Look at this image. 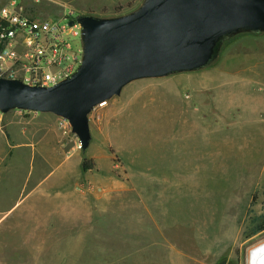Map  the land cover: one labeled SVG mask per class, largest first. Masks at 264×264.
I'll list each match as a JSON object with an SVG mask.
<instances>
[{
    "label": "rangeland",
    "instance_id": "1",
    "mask_svg": "<svg viewBox=\"0 0 264 264\" xmlns=\"http://www.w3.org/2000/svg\"><path fill=\"white\" fill-rule=\"evenodd\" d=\"M17 1L35 18L72 7L77 19L127 14L143 0ZM242 35L201 71L129 84L91 113L85 152L71 128L47 116L37 171L46 189L62 199L92 191L89 204L110 208L109 226L81 245L77 264L106 251L118 256L103 264H249L250 250L264 241V233L250 237L252 220L264 215V99L252 96L262 86L251 83L264 82V45L247 46Z\"/></svg>",
    "mask_w": 264,
    "mask_h": 264
},
{
    "label": "water",
    "instance_id": "2",
    "mask_svg": "<svg viewBox=\"0 0 264 264\" xmlns=\"http://www.w3.org/2000/svg\"><path fill=\"white\" fill-rule=\"evenodd\" d=\"M83 60L50 88L0 78V113L52 114L68 121L85 152L90 115L129 84L194 73L212 65L226 41L264 34V0H143L112 18L80 15Z\"/></svg>",
    "mask_w": 264,
    "mask_h": 264
},
{
    "label": "crops",
    "instance_id": "3",
    "mask_svg": "<svg viewBox=\"0 0 264 264\" xmlns=\"http://www.w3.org/2000/svg\"><path fill=\"white\" fill-rule=\"evenodd\" d=\"M238 40L251 47L264 45V34H246ZM251 83L262 86L252 96L264 99V82L251 79ZM14 113H0V264H77L83 259L81 245L92 241L95 229L109 226L103 214L110 209L108 203L89 204V197L98 195L92 191H75L62 199L60 193L47 190L44 176L37 171L44 164L42 136L45 123L51 120L49 114L15 122L19 112ZM27 132L34 135L33 140L27 138ZM55 133L57 140L59 134ZM114 253H92L87 264L117 259Z\"/></svg>",
    "mask_w": 264,
    "mask_h": 264
},
{
    "label": "built area",
    "instance_id": "4",
    "mask_svg": "<svg viewBox=\"0 0 264 264\" xmlns=\"http://www.w3.org/2000/svg\"><path fill=\"white\" fill-rule=\"evenodd\" d=\"M77 11L63 7L58 17L35 18L28 15L22 2L9 0L0 8V78L18 80L29 86L50 88L71 78L83 60L81 26ZM98 105L93 111L104 107ZM21 114L33 112L17 111ZM62 129L68 121L60 118Z\"/></svg>",
    "mask_w": 264,
    "mask_h": 264
},
{
    "label": "bare ground",
    "instance_id": "5",
    "mask_svg": "<svg viewBox=\"0 0 264 264\" xmlns=\"http://www.w3.org/2000/svg\"><path fill=\"white\" fill-rule=\"evenodd\" d=\"M249 264H264V241L250 250Z\"/></svg>",
    "mask_w": 264,
    "mask_h": 264
},
{
    "label": "trees",
    "instance_id": "6",
    "mask_svg": "<svg viewBox=\"0 0 264 264\" xmlns=\"http://www.w3.org/2000/svg\"><path fill=\"white\" fill-rule=\"evenodd\" d=\"M250 237L264 233V215L255 217L251 222Z\"/></svg>",
    "mask_w": 264,
    "mask_h": 264
}]
</instances>
